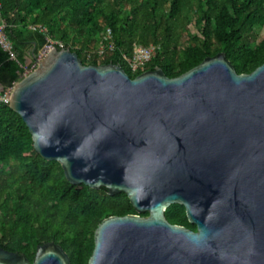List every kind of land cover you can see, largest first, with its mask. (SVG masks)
I'll return each instance as SVG.
<instances>
[{
  "label": "water",
  "instance_id": "obj_1",
  "mask_svg": "<svg viewBox=\"0 0 264 264\" xmlns=\"http://www.w3.org/2000/svg\"><path fill=\"white\" fill-rule=\"evenodd\" d=\"M32 60L9 104L36 152L137 212L99 225L89 264H264V64L238 74L219 53L176 78L156 68L132 79L69 48ZM175 204L196 231L168 221ZM0 264L71 260L49 242L33 262L0 248Z\"/></svg>",
  "mask_w": 264,
  "mask_h": 264
},
{
  "label": "trees",
  "instance_id": "obj_2",
  "mask_svg": "<svg viewBox=\"0 0 264 264\" xmlns=\"http://www.w3.org/2000/svg\"><path fill=\"white\" fill-rule=\"evenodd\" d=\"M0 3L11 45L6 50L0 43L2 96L23 79L31 66L28 60L38 57L49 40L76 52L84 65H121L132 79L156 68L176 78L219 53L226 54L238 74H250L264 64V36L257 42L264 31V0ZM108 31L111 40L106 42ZM101 42L113 44L103 56L98 54ZM135 45L160 46L153 61L137 73L126 60ZM126 215H137L126 194L112 196L106 188L72 185L58 162L36 152L22 117L0 100V248L33 262L38 246L55 242L71 264H89L99 225ZM165 215L171 224L197 230L182 205L170 206Z\"/></svg>",
  "mask_w": 264,
  "mask_h": 264
},
{
  "label": "built area",
  "instance_id": "obj_3",
  "mask_svg": "<svg viewBox=\"0 0 264 264\" xmlns=\"http://www.w3.org/2000/svg\"><path fill=\"white\" fill-rule=\"evenodd\" d=\"M0 8H1V3H0ZM5 29H6V23L1 20V16H0V43L3 45V47L6 50H11V45L7 41V38L4 33ZM32 29L34 30L35 28L32 27ZM42 30H45V29H42ZM110 40H111V31H108L106 36L104 37V41L107 42ZM108 45L109 47H107L103 42H101V45L99 46V49H98V54L100 56H103L106 53L108 48L110 50L113 49L112 43H109ZM54 47L56 49H65L62 43L49 40V43L43 49L42 53L38 55V59L43 60L48 55L47 53L49 52V49H53ZM159 50H160V46H156V45H150L148 47L135 45L133 48V53L131 57L129 59L126 58L132 72L137 73L139 71H143L145 66L148 63L152 62L153 59L157 56V53ZM37 66H38L37 63L35 62L33 68L35 69V67ZM30 73L32 72L26 71L23 75V78L27 77ZM13 88L9 89L3 96L1 95V89H0V100L9 104L11 100V93H12Z\"/></svg>",
  "mask_w": 264,
  "mask_h": 264
},
{
  "label": "rangeland",
  "instance_id": "obj_4",
  "mask_svg": "<svg viewBox=\"0 0 264 264\" xmlns=\"http://www.w3.org/2000/svg\"><path fill=\"white\" fill-rule=\"evenodd\" d=\"M192 31L193 32H195L196 31V29H195V27H192ZM260 34V37L257 39V42H259L262 38H263V36H264V31H262V32H260L259 33ZM256 36V35H255ZM43 51V50H42ZM42 51L40 52V53H42ZM39 53V54H40ZM33 63V60L32 59H29L28 60V66H30V68L27 70V71H29V72H33L37 67H35V69L33 68V66H34V64H32Z\"/></svg>",
  "mask_w": 264,
  "mask_h": 264
},
{
  "label": "bare ground",
  "instance_id": "obj_5",
  "mask_svg": "<svg viewBox=\"0 0 264 264\" xmlns=\"http://www.w3.org/2000/svg\"><path fill=\"white\" fill-rule=\"evenodd\" d=\"M52 51V49H49V52L47 54H49Z\"/></svg>",
  "mask_w": 264,
  "mask_h": 264
}]
</instances>
